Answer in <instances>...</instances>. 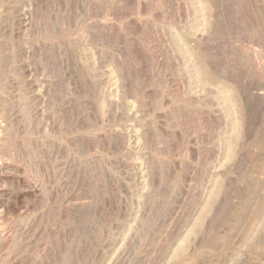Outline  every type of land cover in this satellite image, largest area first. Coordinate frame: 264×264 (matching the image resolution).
Returning <instances> with one entry per match:
<instances>
[{"label":"rangeland","instance_id":"1","mask_svg":"<svg viewBox=\"0 0 264 264\" xmlns=\"http://www.w3.org/2000/svg\"><path fill=\"white\" fill-rule=\"evenodd\" d=\"M215 1L0 0V264H264V0Z\"/></svg>","mask_w":264,"mask_h":264},{"label":"bare ground","instance_id":"2","mask_svg":"<svg viewBox=\"0 0 264 264\" xmlns=\"http://www.w3.org/2000/svg\"><path fill=\"white\" fill-rule=\"evenodd\" d=\"M208 3H209V7H210V11H211V16L212 18H217L218 17V6H217V3L215 0H208ZM171 10V9H170ZM210 16V17H211ZM218 23V22H217ZM211 26V25H210ZM213 26V24H212ZM197 31L199 32L200 29H197ZM90 39V38H89ZM129 48V47H128ZM135 52L136 55L134 56H138L140 55V53H137V51H133ZM132 56V55H131ZM145 57L148 58V62H150L151 64H154L155 63V57L152 56V55H143ZM149 63V64H150ZM161 67V66H160ZM175 69V68H174ZM141 71V70H140ZM233 76L231 77L229 75V77H226L225 80H224V88L225 90L229 93V94H235V90H237V85L234 83V80H233ZM86 86V85H85ZM134 87V86H133ZM116 91V90H115ZM76 102V101H75ZM7 113V112H6ZM11 117V116H10ZM207 120V119H206ZM201 121V120H200ZM67 130V129H66ZM57 169V168H56ZM52 173V172H51ZM1 175V174H0ZM58 179V178H57ZM51 190V189H50ZM1 191V190H0ZM65 193V192H64ZM37 199V198H36ZM54 199V198H53ZM38 202V201H37ZM46 202V201H45ZM53 202V201H52ZM56 202V201H55ZM58 202V201H57ZM51 203V202H50ZM35 204V203H34ZM37 204V203H36ZM53 204V203H52ZM4 208V207H3ZM63 208V207H62ZM40 209V208H39ZM52 213V212H51Z\"/></svg>","mask_w":264,"mask_h":264}]
</instances>
